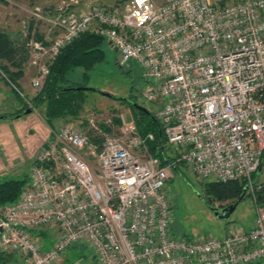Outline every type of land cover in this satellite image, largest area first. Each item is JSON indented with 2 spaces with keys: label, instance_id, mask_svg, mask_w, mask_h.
<instances>
[{
  "label": "built area",
  "instance_id": "2783aa9c",
  "mask_svg": "<svg viewBox=\"0 0 264 264\" xmlns=\"http://www.w3.org/2000/svg\"><path fill=\"white\" fill-rule=\"evenodd\" d=\"M78 4L34 9L48 30L41 38L29 32L32 86L43 87L74 39L102 35L120 65L136 60L153 82L147 98L160 102L156 116L179 156L162 166L147 144L154 134L123 116L119 124L57 120L19 198L0 206V254H17L14 264H59L68 248L87 243L99 264H264V203L256 194L263 183L254 176L264 159V0ZM88 129L105 136L101 148ZM178 163L204 182L244 181L255 204L251 227L222 238L171 234L166 185Z\"/></svg>",
  "mask_w": 264,
  "mask_h": 264
},
{
  "label": "rangeland",
  "instance_id": "374dc122",
  "mask_svg": "<svg viewBox=\"0 0 264 264\" xmlns=\"http://www.w3.org/2000/svg\"><path fill=\"white\" fill-rule=\"evenodd\" d=\"M155 1L161 3L163 0ZM209 1L214 6H220L241 0ZM76 2H79L78 5L83 8L96 4L119 7L125 0H9L8 3L0 1V30L8 32L13 40L28 47L29 32L32 33L36 28L37 34H43L48 30L46 23L37 21L33 17V11L37 6H41L44 13H55L60 6L68 4L74 6ZM31 24L33 29L30 28ZM104 49V59L90 71L88 80L83 75V69H78L74 74L76 82L93 88L84 90L87 100L80 118L76 121L84 124L85 121L88 122V118L94 117L104 122L110 118L123 116L127 124L136 123L133 107L136 103L147 107L157 115L162 106L160 102L150 101L147 98L153 82L143 76L139 63L131 59L125 65H120L119 51L107 42L104 44ZM23 70L24 75L19 78L22 79L23 87L21 88L19 80L18 84H15L6 78L7 85H11L7 86L8 89L15 91V94L10 92L11 96L7 97L4 92L0 95L5 96L0 102L3 105L0 111V116L3 117L0 118V182L12 178L23 179L29 175L34 155L41 148L42 140L46 137L50 126L43 115L45 107H39L38 111H31L28 114L23 113L18 118V111L26 103L30 104L29 108H31L34 105L32 98L44 87V85L42 88L32 86V79L38 71L29 60L24 64ZM0 76L5 77L1 62ZM16 88L23 92L24 95L19 93L22 98L18 97ZM17 100L21 102V109L5 110ZM147 144L153 145L151 142ZM165 152L174 159L179 156L180 150L166 143ZM169 175L166 191L172 201L173 209L171 234L185 238L206 236L222 238L232 228L251 227L255 219V204L249 192L239 202L230 219H221L215 215L210 205L227 206L235 198H220L219 195L209 193L206 182L199 179L182 163L178 165V169L171 167ZM257 177L259 182H264V159L263 170ZM51 244L52 241L46 247L49 248ZM59 264H99V262L95 252L87 243H79L65 251L64 259Z\"/></svg>",
  "mask_w": 264,
  "mask_h": 264
},
{
  "label": "trees",
  "instance_id": "16d2710c",
  "mask_svg": "<svg viewBox=\"0 0 264 264\" xmlns=\"http://www.w3.org/2000/svg\"><path fill=\"white\" fill-rule=\"evenodd\" d=\"M0 1L8 3L9 0ZM30 28L33 29V24H31ZM37 35L40 38L42 37V34ZM105 43L106 39L104 36L93 32H85L65 46L56 60L51 64L50 73L44 87L32 98L34 105L31 108L45 107L43 115L52 128L57 120H72L77 122L76 119L80 118L87 98L84 89H76V87L84 85L74 80V74H76L78 69H83V75L88 80L90 71L105 57ZM28 60V47L17 43L8 32L0 30V62L4 78L6 79L7 77L13 83L18 84L19 78L24 75L23 66ZM17 95L22 98L19 92H17ZM23 102L25 101L23 100ZM29 107L30 104L26 103L17 114L22 116L24 111ZM133 107L139 132L142 135L152 132L155 136L154 140L149 141L153 143L152 146L148 145L150 153L160 158L162 166H168L173 159L165 152L167 140L160 120L153 112L148 114L143 110L137 109L135 106ZM0 118L3 117L0 116ZM114 122L116 124L121 123V118L114 117ZM87 123L85 121L84 125H87ZM101 126L104 133L111 132V128L106 124H101ZM88 133L101 148L105 136L101 134L96 135L93 129H88ZM179 164L174 165L173 168L178 169ZM254 176L259 181L258 175L255 174ZM27 180L28 176L23 179L12 178L1 181L0 206L17 200ZM260 183H263V185L256 194L258 201L264 203V182ZM206 185L209 193L219 195L220 198H235L234 201H237L242 196L246 187L245 182L241 180L206 182ZM38 234L44 241H50L49 233L43 232ZM47 244L49 245V243ZM18 260V255L13 252L0 254V264L16 263Z\"/></svg>",
  "mask_w": 264,
  "mask_h": 264
},
{
  "label": "water",
  "instance_id": "95a60500",
  "mask_svg": "<svg viewBox=\"0 0 264 264\" xmlns=\"http://www.w3.org/2000/svg\"><path fill=\"white\" fill-rule=\"evenodd\" d=\"M76 89H78V90H81V89L86 90V89H93V88H89V87H86V86H79V87H76ZM103 93L106 94V95H110V94L107 93V92H103ZM135 107H136L137 109H139V110H143V111L147 112L148 114H151V111H150L147 107H145V106H142V105H139V104L136 103V104H135ZM32 110H33L32 108H28V109H26V110L24 111V113H25V114H28V113H30ZM20 116H21V115L19 114L18 117H20ZM261 172H262V168L259 169L257 175L259 176V175L261 174ZM247 190H248V188L245 187V190H244L242 196H241L237 201H234V202L228 204L227 206H225V207H223V208H221V207H219V206H214V207H212L211 209L213 210V212L215 213V215H216L217 217H219V218H221V219H230L231 216H232V214H233L234 211L236 210V208H237L239 202L242 201V199L244 198L245 194L247 193Z\"/></svg>",
  "mask_w": 264,
  "mask_h": 264
},
{
  "label": "crops",
  "instance_id": "0c3cea01",
  "mask_svg": "<svg viewBox=\"0 0 264 264\" xmlns=\"http://www.w3.org/2000/svg\"><path fill=\"white\" fill-rule=\"evenodd\" d=\"M3 76V75H2ZM2 76H0V95H2L4 92V94H5V96H7V97H10L11 96V94H10V92H13L14 94H15V91H12V90H9L8 89V87L7 86H9V85H7V83H8V81L5 79V78H2ZM24 78V77H23ZM19 83H20V85H21V83H22V79H20L19 80ZM11 86V85H10ZM23 86L21 85V88H22ZM5 96L3 95V97L2 96H0V102L3 100V99H5ZM12 98V97H11ZM14 100V99H13ZM19 100V99H18ZM18 100L17 101H13L12 103H11V105L9 106L8 105V107L9 108H7V109H5L6 111L7 110H15V109H21V106L22 105H20V103L18 102ZM2 103H0V111L2 110ZM39 109L38 108H35L34 110H32V111H38ZM19 118V117H18ZM50 132H51V127L49 126L48 127V131H47V135H46V137L42 140V144L41 145H43L47 140H48V138H49V136H50ZM48 137V138H47ZM35 156H36V153H35V155H34V159H35ZM33 159V160H34ZM32 163H33V161H32ZM31 163V164H32ZM262 170H263V166H262ZM9 264H14V263H9Z\"/></svg>",
  "mask_w": 264,
  "mask_h": 264
},
{
  "label": "flooded vegetation",
  "instance_id": "af4514ba",
  "mask_svg": "<svg viewBox=\"0 0 264 264\" xmlns=\"http://www.w3.org/2000/svg\"><path fill=\"white\" fill-rule=\"evenodd\" d=\"M229 204H230V203H229ZM210 207L212 208V207H214V206L210 205ZM219 207L223 208V207H225V206H219Z\"/></svg>",
  "mask_w": 264,
  "mask_h": 264
}]
</instances>
